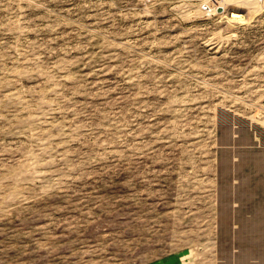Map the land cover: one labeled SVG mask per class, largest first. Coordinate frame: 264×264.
<instances>
[{
    "label": "rangeland",
    "instance_id": "obj_1",
    "mask_svg": "<svg viewBox=\"0 0 264 264\" xmlns=\"http://www.w3.org/2000/svg\"><path fill=\"white\" fill-rule=\"evenodd\" d=\"M208 1L0 0V264H264V0Z\"/></svg>",
    "mask_w": 264,
    "mask_h": 264
},
{
    "label": "crops",
    "instance_id": "obj_2",
    "mask_svg": "<svg viewBox=\"0 0 264 264\" xmlns=\"http://www.w3.org/2000/svg\"><path fill=\"white\" fill-rule=\"evenodd\" d=\"M248 184L247 182L241 183L240 181V183L237 186H234L236 189L235 197L241 200H239L238 203H235V202L230 203L231 208L237 206L236 209L240 208L239 211L242 213L234 215V216L233 215L229 216V213H228L229 209H228L226 210V216L223 215L224 219L230 218V221H237V224L234 223L230 225L229 231H227L230 234L233 233V235L237 234L238 233L237 231L239 230L242 231L243 229L246 230L249 227L255 231H258L257 233L260 235L264 234V196L263 197H260L259 195L256 196V188L258 190V188H260L261 186L259 187L251 186L250 188ZM262 188L264 192V186H262ZM249 201H252V202H249ZM224 202L226 201L224 200ZM225 205L228 206L227 202Z\"/></svg>",
    "mask_w": 264,
    "mask_h": 264
},
{
    "label": "water",
    "instance_id": "obj_3",
    "mask_svg": "<svg viewBox=\"0 0 264 264\" xmlns=\"http://www.w3.org/2000/svg\"><path fill=\"white\" fill-rule=\"evenodd\" d=\"M223 202V215L226 216V210L229 209V207L224 202V199L222 200ZM251 222V221H250ZM249 225V224H248ZM247 225V226H248ZM250 228V227H249ZM247 228L246 230L243 229L242 231L239 230L237 231V234H234L236 237V242L240 243L241 245L236 248V253L237 255H233V252L228 251V250H223L228 253L230 257H250V258H259L261 261H264V234L260 235L257 232L253 230L252 228ZM241 232V233H240ZM230 235H233L231 233ZM244 253V254H243Z\"/></svg>",
    "mask_w": 264,
    "mask_h": 264
},
{
    "label": "built area",
    "instance_id": "obj_4",
    "mask_svg": "<svg viewBox=\"0 0 264 264\" xmlns=\"http://www.w3.org/2000/svg\"><path fill=\"white\" fill-rule=\"evenodd\" d=\"M258 1H262V0H258ZM215 2H216V0H209L206 3H202L201 4L202 11H204L205 13H210V12H216L217 10H220V9H218L215 6L212 5ZM220 11H222V10H220Z\"/></svg>",
    "mask_w": 264,
    "mask_h": 264
},
{
    "label": "bare ground",
    "instance_id": "obj_5",
    "mask_svg": "<svg viewBox=\"0 0 264 264\" xmlns=\"http://www.w3.org/2000/svg\"><path fill=\"white\" fill-rule=\"evenodd\" d=\"M258 2H262V1H258ZM236 18H239V17H236Z\"/></svg>",
    "mask_w": 264,
    "mask_h": 264
}]
</instances>
